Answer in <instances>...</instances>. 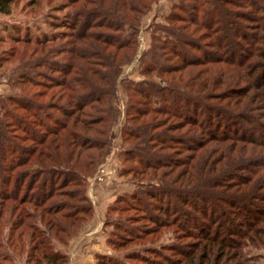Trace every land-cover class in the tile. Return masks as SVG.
<instances>
[{
  "label": "trees",
  "instance_id": "obj_1",
  "mask_svg": "<svg viewBox=\"0 0 264 264\" xmlns=\"http://www.w3.org/2000/svg\"><path fill=\"white\" fill-rule=\"evenodd\" d=\"M14 1L0 0V13L8 14ZM154 1L66 0L75 6L66 14L71 20L50 24L66 31L32 42L37 47L69 37L70 57L54 70L61 78H51L52 85L42 81L41 71L21 73L39 90L7 98L23 114L4 113L5 128L20 132L9 156L20 155L0 167V217L8 210L0 264H16L13 252L23 251L24 242L23 264L67 262L53 239L67 245L90 219L86 185L114 149L128 164L119 175L130 174L138 189L114 202L125 203L121 210H138L150 225L138 229L129 225L137 217L116 215L103 222L112 228L106 245L121 248L169 227L174 239L191 241L145 246L120 258L96 253L94 264H252L246 242L262 244L264 238V225H257L264 218V0L173 3L164 23L147 27L149 41L137 57L142 79L126 81L122 69L138 52L140 21ZM240 22L259 33L247 34ZM119 84L127 92L120 136L128 147L116 149L111 127ZM46 88L56 89L42 101ZM116 206L107 212L119 211Z\"/></svg>",
  "mask_w": 264,
  "mask_h": 264
},
{
  "label": "rangeland",
  "instance_id": "obj_2",
  "mask_svg": "<svg viewBox=\"0 0 264 264\" xmlns=\"http://www.w3.org/2000/svg\"><path fill=\"white\" fill-rule=\"evenodd\" d=\"M183 1L184 0H155L151 3L149 9L145 12L140 21L137 33L138 52L132 58L131 63L124 66L122 69L121 76L125 79L127 78L126 81L135 82L142 79L138 75L137 57L139 56V52L149 41V29H147V27L153 23H164V17L170 11L171 5L175 2ZM183 3L188 4L186 1ZM189 4L192 5L191 2H189ZM74 8L75 6H70L66 0H15L10 5L8 14L0 13V131L3 130L6 135V139L0 135V145L2 146V148H0L2 150V152H0V167H3V164L8 165L10 162H15L18 155H20V153H13V155H11L12 159L9 156L10 154L8 151L10 150V146L16 144V140L12 137H15L14 135H20V132L15 130V128H5L6 121L9 119L4 113L6 109H9L12 113L22 115L23 111L19 110L18 107L14 105L13 101H9L7 98L13 95L25 96V94L28 95L36 90H39L37 87L31 86V82H28L26 78L21 80L19 78L21 73L34 75L35 72L41 71L44 75H46V78L42 81L46 82L47 86H50L53 84L51 83V78H61V74L54 70H58L60 69V66L62 67L65 65L70 57L69 48L71 47V44L69 42V37H63L59 40L46 42L42 46L38 45L37 47L32 46V42L35 38L42 36V34H46L47 38H49L55 31H64V28H53L50 24L52 22L60 23L62 20V23H64V21H70L71 15L67 16L66 14L73 12ZM235 9V11H239L237 8ZM242 11L247 10L242 9ZM57 19H60L61 21L59 22ZM81 21L82 19L80 22ZM240 24L241 27L244 25L247 27V31H249L246 32L247 34L252 32L259 33V30L254 28V24H245L244 22H240ZM76 27H78V25ZM94 31H96L95 33L101 35H104L103 33H108V30L104 28H96ZM84 49L87 52L90 50L87 46H85ZM61 50H63V53H58V51ZM211 50L216 51V48H212ZM40 60L43 61L45 65L34 68L35 66L32 64L35 63V61L39 62ZM52 63L59 64L57 65L58 68L51 66ZM55 89L56 88H46V95L40 100L45 101L49 99V93ZM123 89L124 88H122L121 84H119L116 99L117 101L113 103L115 117L111 127V136L112 146L116 149H119L118 147L121 144L120 129L124 120V108L127 95V92ZM49 115L60 118V115L55 110L49 111ZM28 120H31V118ZM173 122H175V120H169L168 124ZM32 129L35 130L34 127ZM36 130L38 131V129ZM177 131H174V134H176ZM122 147L127 148L128 146L124 143ZM118 151L119 150L115 149L112 150L106 158L103 159L86 185L85 192L90 203L93 206L99 205V209H101L102 214H99L98 210L95 209L96 217L94 215L95 222H93V225H86L83 228H79L77 233L70 238L69 244L62 245L57 243L56 239H53L55 249H59L60 251H63V253L67 252L70 258L72 256H76V259L74 258V264H94V257L92 258V254L94 252L101 253V251L106 250V252L102 253L120 258L129 250L140 249L145 246L159 248L164 243H175L181 246V244H187L191 241L189 238L183 237V235L177 236V239H174V235L172 234L174 228L169 227L164 229L160 234H152L141 239H130L126 241L125 245L121 248L113 249L109 245H104L107 232H110L112 228L111 226L103 228V222L106 220L111 223L112 219H114L116 215L137 217L136 221L129 225H134L133 227L138 229L147 228L150 225L149 222L138 218V216L141 215L138 210H121L119 208H123L125 203L114 202L117 196L123 195L122 197H126L132 191L138 190L131 183L132 180L129 179L130 174L127 173L122 176L119 175L122 166H127L128 164L123 161V157L120 155L121 151H119V153ZM101 168H103L107 174L101 181H96L95 177ZM1 187L2 184L0 181V189ZM21 193L22 191L19 195H21ZM114 204L117 205L116 207H118L119 211L107 212V208ZM7 211L8 210H3L0 217L1 230H5L8 226V223H5L7 226L2 224ZM93 212L94 209H92V214H94ZM106 212L107 217L105 219ZM262 224L264 225V218L262 222L257 223V225ZM24 243L23 251H20L19 248L15 249L13 252L17 261L16 264H23L21 258L24 257L26 249L28 248L26 242ZM243 251L246 258L250 259L249 261L252 264L264 263V238L262 244L258 241H255L252 244L246 242V246ZM162 253H165L164 255L171 254L166 250L165 252L162 251ZM173 257L176 258L177 255L174 254ZM127 262L129 264H145L138 262L137 260ZM1 264L5 263L1 262Z\"/></svg>",
  "mask_w": 264,
  "mask_h": 264
},
{
  "label": "crops",
  "instance_id": "obj_3",
  "mask_svg": "<svg viewBox=\"0 0 264 264\" xmlns=\"http://www.w3.org/2000/svg\"><path fill=\"white\" fill-rule=\"evenodd\" d=\"M100 197H101V195H100ZM97 204V203H96ZM93 209H94V214H92V217L89 219V221H87L86 223H84V225L81 227V228H83V227H85L86 225L87 226H89V225H93V222H95V217H96V215H95V209H97L98 210V213L99 214H102V211H101V209H99V205H94L93 206ZM96 210V211H97ZM94 215H95V217H94ZM94 218V219H93ZM69 242L70 241H68V243L67 244H69ZM104 245L106 246V243H105V241H104ZM67 248V247H66ZM63 252V251H62ZM102 252H106V250L105 251H101V253ZM66 254H67V262L66 263H64V264H74V258L76 259V256H72L71 258L69 257V254L67 253V252H65ZM96 253H100V252H94L93 254H92V258L94 257V254H96ZM74 255V254H73ZM70 259H71V261H70ZM85 260V259H84ZM78 261V260H77ZM83 261V260H82ZM72 262V263H71Z\"/></svg>",
  "mask_w": 264,
  "mask_h": 264
},
{
  "label": "built area",
  "instance_id": "obj_4",
  "mask_svg": "<svg viewBox=\"0 0 264 264\" xmlns=\"http://www.w3.org/2000/svg\"><path fill=\"white\" fill-rule=\"evenodd\" d=\"M107 173H105V170L103 168L100 169L99 173L96 175L95 180L101 181L104 176H106Z\"/></svg>",
  "mask_w": 264,
  "mask_h": 264
}]
</instances>
